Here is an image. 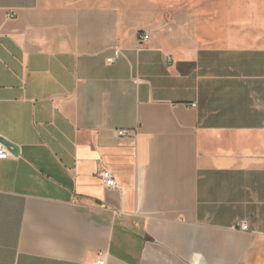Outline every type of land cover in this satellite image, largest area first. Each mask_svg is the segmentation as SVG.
<instances>
[{"label":"crops","instance_id":"0c3cea01","mask_svg":"<svg viewBox=\"0 0 264 264\" xmlns=\"http://www.w3.org/2000/svg\"><path fill=\"white\" fill-rule=\"evenodd\" d=\"M183 1L0 0V264H264V47Z\"/></svg>","mask_w":264,"mask_h":264},{"label":"rangeland","instance_id":"374dc122","mask_svg":"<svg viewBox=\"0 0 264 264\" xmlns=\"http://www.w3.org/2000/svg\"><path fill=\"white\" fill-rule=\"evenodd\" d=\"M204 46L264 47V0H184Z\"/></svg>","mask_w":264,"mask_h":264},{"label":"built area","instance_id":"2783aa9c","mask_svg":"<svg viewBox=\"0 0 264 264\" xmlns=\"http://www.w3.org/2000/svg\"><path fill=\"white\" fill-rule=\"evenodd\" d=\"M149 38H150V36L148 34L140 35L139 36V42L140 43L146 42L149 40ZM191 107H196V104H192ZM127 134H128V132H125V131L117 132V135H119V136H125ZM10 157H11V155H10V152L8 151V149L2 143H0V159L5 160V159H8ZM100 178H101L102 183L104 184V186L106 188H109V189H118L119 188V185H118L116 179L114 178V176L112 175V173L110 171L102 170L100 172ZM241 229L247 230L248 226L242 225ZM98 264H105V260H104L103 255L100 256Z\"/></svg>","mask_w":264,"mask_h":264},{"label":"water","instance_id":"95a60500","mask_svg":"<svg viewBox=\"0 0 264 264\" xmlns=\"http://www.w3.org/2000/svg\"><path fill=\"white\" fill-rule=\"evenodd\" d=\"M2 143L8 149V151L9 150L13 151V153H15L14 151L18 149L16 144H13L12 142H8L7 140L2 139ZM201 264H206V263L204 261H202Z\"/></svg>","mask_w":264,"mask_h":264}]
</instances>
